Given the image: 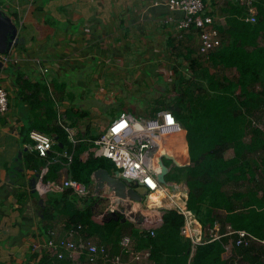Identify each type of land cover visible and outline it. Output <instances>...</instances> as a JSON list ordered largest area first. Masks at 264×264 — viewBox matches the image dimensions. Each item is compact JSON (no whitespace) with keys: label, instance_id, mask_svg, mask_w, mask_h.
<instances>
[{"label":"trees","instance_id":"16d2710c","mask_svg":"<svg viewBox=\"0 0 264 264\" xmlns=\"http://www.w3.org/2000/svg\"><path fill=\"white\" fill-rule=\"evenodd\" d=\"M211 1V4L217 3V0ZM222 4L218 7L225 15V23H215L221 39L217 47L194 57V50L182 42L184 32L179 33L178 44L173 43L178 59H186L197 81L204 83L198 86L193 77L180 74L175 85V102H163L162 106L171 110L185 129L191 164L182 168L181 174L189 187L187 207L206 229L204 241L194 244L190 237L182 234L186 217L178 209L160 208L155 233L151 234L149 230L133 228L129 221H122L121 217L117 219L116 215L101 217L93 212L92 206L78 207L79 201L92 204L91 200L80 198L69 189L48 201L49 206L45 208V216L51 223L48 229L58 227L60 221L54 222L55 219L65 216L69 221L64 220L65 229L82 225L83 232L99 245L110 246L111 254L121 253L126 235L131 236L134 250H150L148 259L140 262L126 259L124 264H241L243 261L264 264V130L254 125L253 120V116L264 115V0L255 1L259 10L256 23L244 19L247 7L243 1L227 0ZM215 9L210 13L215 15ZM9 56V69L17 74L19 81L27 83L16 59ZM173 71L177 76L179 67L174 66ZM27 86L31 90L29 103L32 106L37 99L35 85L28 83ZM33 108L29 129L58 135L68 144V157H58L54 152L42 157L34 151L40 156V167L52 166L54 170L66 167L69 176L87 187L93 182V173L97 169L106 168L110 172L117 169L104 157L90 155L84 160V146L90 142L73 144L71 140H64L68 124H54L55 114L51 106L46 116L40 106ZM157 111L159 109H155ZM68 117L74 118V114L70 112ZM247 135L250 143L245 141ZM230 148H233L234 155L227 158L225 152ZM70 156H73L71 161ZM131 185L140 188L138 184ZM184 201L182 205H185ZM216 222L221 224L222 232L225 225L230 224L232 228L245 229L261 240L248 246H237L233 249L234 257L225 258V245L231 236L223 235L215 240L208 237L207 229ZM82 259L88 261V256L83 254ZM68 262L46 253L38 264Z\"/></svg>","mask_w":264,"mask_h":264},{"label":"crops","instance_id":"0c3cea01","mask_svg":"<svg viewBox=\"0 0 264 264\" xmlns=\"http://www.w3.org/2000/svg\"><path fill=\"white\" fill-rule=\"evenodd\" d=\"M212 5L207 0V8L211 12L214 10L210 7ZM215 6L216 23H225V15L220 13L218 7L223 6L222 2L218 0ZM0 11L15 27L8 39L10 45H13L7 53L16 59L24 71L23 78L28 80L27 83L19 81L8 64L0 69V81L8 90L10 99L9 110L0 113V264H38L47 253L44 243L48 239L51 224L45 216V208L49 206L50 199L60 196L63 191H48L42 195L37 184L42 172L44 181H56L68 173L63 166L58 170L52 166H39L40 156L29 147V133L32 130L29 129V121L34 113L33 107L40 106L43 116H46L51 106L55 114V125L66 122L69 126L75 122L67 128L73 129L78 143L90 142L84 146V160L90 155L102 157L96 154L97 147L91 140L97 139L106 130H96L97 117L101 111L94 105L92 111L84 108L87 104L83 96L79 98L81 93H86L85 89L91 81L101 85L107 83L110 87L123 86L129 80L128 75L134 74L135 78L130 83L134 86L138 79L145 81L146 75H161L164 67L176 66V60L180 59L173 49V43L178 44L177 37L181 31L166 22L167 8L156 7L152 0H0ZM185 33L187 37H184L183 44H186L189 36L192 38V34H195L198 45L196 49L193 48V55H203L198 51V29L193 28ZM142 55L149 60L145 65L138 66L129 58H141ZM183 60L188 64L186 59ZM162 79L161 75L158 81L160 84L165 81L162 82ZM28 83L35 85L37 99L33 101V107L29 103L31 90ZM75 88L82 89V92L76 93ZM117 88L112 87L108 92L109 89L102 86L97 91L98 103L116 102L119 95ZM120 91L123 92V89ZM77 98L80 99V105ZM127 105L133 106L129 103ZM160 107L156 109H164ZM127 111L134 114L129 108L121 113ZM70 112L74 118L69 119ZM155 113L154 109L152 115ZM68 133L63 138L70 141ZM49 136L53 139L50 153L68 157V144L58 135ZM184 138L191 164L186 133ZM59 163L63 165V162ZM94 188L93 178L91 185H88V195L75 193L80 198L88 197L92 203L79 201L78 207L96 208L93 205L96 199L99 201L104 198V201L109 198L104 192L96 194ZM138 189L146 193L143 188ZM175 191L176 187L168 188L166 195L160 198L163 205L157 208L188 206V198L185 199V205L175 200ZM159 209H154L157 215ZM145 217L142 227L135 226L144 230L156 229L159 218L153 222V214L150 212ZM55 220L60 221L56 224L64 235L67 230L64 221L66 217H57Z\"/></svg>","mask_w":264,"mask_h":264},{"label":"built area","instance_id":"2783aa9c","mask_svg":"<svg viewBox=\"0 0 264 264\" xmlns=\"http://www.w3.org/2000/svg\"><path fill=\"white\" fill-rule=\"evenodd\" d=\"M241 1L247 7V14L244 19L256 23L259 14L258 7L255 4L256 0ZM154 5L167 8L166 21L173 24L181 33L193 29V27L198 29L199 53L206 54L220 44V34L215 27L216 16L210 13L211 11L207 8L205 0H156ZM0 59L7 64L10 56L0 52ZM9 105V92L0 81V113L7 112ZM67 130L73 144H77L78 139L75 137L73 129L67 128ZM183 132H185V129L182 124L169 109H162L151 116H138L129 112H122L111 121L105 132L94 141L97 147L96 154L113 161L117 168L115 171H119L122 177L131 179L132 183L140 185L148 192L149 197L157 195L162 198L166 195L168 188L180 186L181 193L186 194L185 198L187 199L189 187L184 179L170 182L161 181L163 170H167L164 175L166 179V176L172 173L173 168L165 164V158L172 159L176 167L187 168L190 165L189 160L181 163L173 155V150L180 137L171 138V136ZM29 136L31 139L29 147L42 157L48 156L53 147L52 137L37 129L31 130ZM72 157H69V161L72 160ZM160 160H162V163ZM43 176L44 172H42L40 181L37 184V189L42 195L48 191H65L67 189L81 196L89 194L90 190L83 182L69 175H65L56 181H44ZM120 209L115 203L111 205L112 211ZM175 209H178L186 217L182 234L190 237L194 244L202 243L204 241L202 228L200 235H195L188 225L189 214L195 216L192 210L188 209L187 206H179ZM221 229L222 226L218 222L213 227L208 228L209 240L218 239L223 235L231 236L229 242L225 245V251L230 252L232 255H234L233 249L235 247L248 246L261 240L245 229L232 228L230 224L225 225V231L222 232ZM147 230L151 234L155 233L153 228ZM122 245L121 253L111 254L110 246L99 245L97 241L83 232L82 225H77L66 230L64 235H62L60 227L50 228L44 248L51 257L58 260H69L67 264H99L102 261L105 264H124L126 259L140 262L148 259L150 255L149 249L134 250L133 241L129 235L124 236ZM99 252L101 256H99ZM83 254L88 256V261L82 259Z\"/></svg>","mask_w":264,"mask_h":264},{"label":"rangeland","instance_id":"374dc122","mask_svg":"<svg viewBox=\"0 0 264 264\" xmlns=\"http://www.w3.org/2000/svg\"><path fill=\"white\" fill-rule=\"evenodd\" d=\"M153 4L156 0H152ZM164 1V0H162ZM218 1V0H217ZM209 3H211V0H208ZM217 3L215 2L212 6H210L211 8H215ZM158 7V6H156ZM167 22V21H166ZM169 23V22H168ZM170 24V23H169ZM185 37H187V33L184 34ZM196 35L192 34V38L191 36H189L188 41L186 42V44L184 46H186L187 48H197V41L195 40ZM188 43V45H187ZM186 51V49H184ZM130 60L133 63H136L138 66L140 65H145V63L149 60L146 59L147 57H145L144 55H142V57H129ZM157 60V59H155ZM180 60H176V66L179 67V70L177 72V76L174 74L173 68L174 66H170V68H166L164 67L162 71L163 74L162 77V82L165 81L160 84L159 78L161 77V75H157V73H151L150 75H146L145 76V81L144 80H139L138 82H136L135 84H133L134 86H132V81L133 78H135L134 74L128 75L129 76V80L124 82L123 86L120 85H108L107 83L104 85L99 84L97 81H91V84H89L88 87H86L85 91L86 93H81L82 89H77L75 88L74 91L76 93H81L82 95H80L79 98H81L83 96L84 98V102L86 105V109H88L89 111H92V106H97L100 108L101 114L99 115L98 120L96 121V130L97 131H102L104 129H107L108 124L110 122V120H113L114 118H116L117 116H119L121 114V111L129 108L132 112H134L135 115L141 116V115H152L154 109H156L157 107L163 106V102H171L174 103L175 102V85H176V81L179 80L180 74H184L187 78L188 77H193L194 81L197 83L196 85L201 86L204 82L202 80H198L197 81V76L194 72V70L187 64V62L184 60L180 61ZM178 63H181L180 65H178ZM214 70V68H212ZM235 73V71H234ZM231 74L232 73H228ZM117 77V76H116ZM190 77V78H191ZM144 81V82H143ZM117 83V82H116ZM159 83V84H158ZM115 84V83H113ZM101 85V86H100ZM102 86H104L105 88L109 89L107 90L108 92L112 90V87L115 88L118 87V91H119V95L117 94V98L118 100L116 102H112V103H106V104H99V100L97 98V91L99 89L102 88ZM76 87V86H75ZM163 87V90H160L158 88ZM111 89V90H110ZM121 89H123V92L120 91ZM77 98L78 104L80 105V99ZM77 101H75L77 103ZM174 101V102H173ZM133 104V106H129L127 104ZM128 112V111H127ZM253 123L254 125H257L259 127H261L264 130V115L260 116H253ZM111 123V122H110ZM107 126V127H106ZM250 136H246L245 137V141L250 143ZM225 155L227 158H230L234 155V150L233 148H230L229 150H227L225 152ZM165 164L169 167H173L172 168V173L166 176V182H170V181H180L181 179H184V174L182 175V168L180 167H176V164L174 163V161L172 159H168L165 158L164 160ZM184 171V170H183ZM186 171V170H185ZM142 189V188H141ZM180 186H177V190H178V195L180 197V203L182 204L183 201L185 200L183 198V194L180 192ZM59 194V193H57ZM61 195V194H60ZM186 195V194H185ZM186 197V196H184ZM149 198V197H148ZM147 198V199H148ZM104 199V198H103ZM103 199L97 201L98 199L95 200L94 204L96 208H93V212L94 213H98L101 214L103 216H113L116 215L114 211H109L108 210V203L109 200L105 199L103 201ZM145 200L143 202H138V201H133L131 202L132 205H130V208L127 209L126 214H127V220L132 223L133 228H137V226H143V223H138L136 222V220H138V218L141 217H145L147 215V213H152L153 217H152V221L156 222L158 220V215L156 214L157 210L154 209H159V208H152L149 205V201ZM185 202V201H184ZM162 203L159 202L157 203V206H161ZM167 208V207H164ZM123 210V209H122ZM121 217L125 216V215H120ZM99 216V218H101ZM137 225V226H135ZM188 225L191 228L192 232L195 235H200L201 233V228H203L202 225H200V222L198 221V219L193 216V215H189V219H188ZM139 229V228H137ZM145 229V228H144ZM143 229V230H144ZM208 230V229H207ZM206 229L203 228L202 230V235L203 232H205ZM209 231V230H208ZM206 233V232H205ZM129 234V233H126ZM224 257L225 258H231L234 257V255H232L230 252L227 253V251L224 252ZM239 264V263H238ZM241 264H247L245 261H243Z\"/></svg>","mask_w":264,"mask_h":264},{"label":"water","instance_id":"95a60500","mask_svg":"<svg viewBox=\"0 0 264 264\" xmlns=\"http://www.w3.org/2000/svg\"><path fill=\"white\" fill-rule=\"evenodd\" d=\"M13 23L8 17H6L0 11V52L7 53L12 48L10 45V35L14 33ZM6 65L0 59V69L4 68ZM162 163V160H160ZM167 170H163V174H161V181L166 182L165 173ZM93 178L95 180V188L94 191L96 194H100L102 192L109 195V207L108 210L111 211V205L113 203L117 204L120 207V210H116V218H120V215H125L120 219L122 221L127 220L126 211L132 205L131 202L138 201L143 202L148 197V192L142 193L138 188H135L131 185V179H127L122 177L119 171H115L114 173L110 172L106 168H99L93 173ZM123 209V210H122ZM146 217H141L136 220L138 223H142ZM194 254V253H193Z\"/></svg>","mask_w":264,"mask_h":264},{"label":"bare ground","instance_id":"6f19581e","mask_svg":"<svg viewBox=\"0 0 264 264\" xmlns=\"http://www.w3.org/2000/svg\"><path fill=\"white\" fill-rule=\"evenodd\" d=\"M184 134H185V132H183L182 134H178L176 136L175 135L171 136V138L180 137V140L178 141L176 147L173 150L174 151L173 155L181 163H185L186 161H188V152H187L188 150H187V144H186V141L184 138ZM180 192H181V189H180ZM177 195H178V190H177V186H176V191H175L174 197H175V200L180 203V197ZM184 196H186V195L184 194ZM148 201H149V205L152 208H155L157 206V203H159V202H161L163 205L162 199H160V197L157 195H152ZM166 204H171V202H167Z\"/></svg>","mask_w":264,"mask_h":264},{"label":"flooded vegetation","instance_id":"af4514ba","mask_svg":"<svg viewBox=\"0 0 264 264\" xmlns=\"http://www.w3.org/2000/svg\"><path fill=\"white\" fill-rule=\"evenodd\" d=\"M3 54H7L8 55V53H3ZM132 183V182H131Z\"/></svg>","mask_w":264,"mask_h":264}]
</instances>
